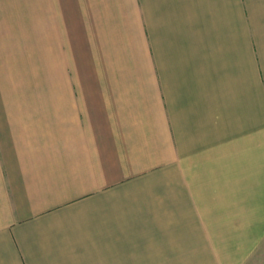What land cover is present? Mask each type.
Here are the masks:
<instances>
[{"label":"crops","instance_id":"crops-1","mask_svg":"<svg viewBox=\"0 0 264 264\" xmlns=\"http://www.w3.org/2000/svg\"><path fill=\"white\" fill-rule=\"evenodd\" d=\"M0 0V264H247L264 241V0Z\"/></svg>","mask_w":264,"mask_h":264},{"label":"rangeland","instance_id":"rangeland-1","mask_svg":"<svg viewBox=\"0 0 264 264\" xmlns=\"http://www.w3.org/2000/svg\"><path fill=\"white\" fill-rule=\"evenodd\" d=\"M34 3L39 4V0H32ZM22 1L17 0V5ZM247 264H264V241Z\"/></svg>","mask_w":264,"mask_h":264}]
</instances>
